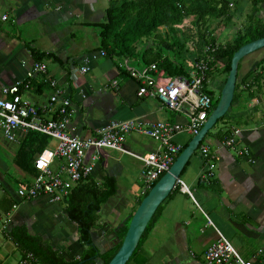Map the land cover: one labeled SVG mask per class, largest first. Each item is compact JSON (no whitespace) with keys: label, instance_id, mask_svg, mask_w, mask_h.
I'll use <instances>...</instances> for the list:
<instances>
[{"label":"crops","instance_id":"obj_1","mask_svg":"<svg viewBox=\"0 0 264 264\" xmlns=\"http://www.w3.org/2000/svg\"><path fill=\"white\" fill-rule=\"evenodd\" d=\"M95 1L0 0V18L7 15L6 21L0 20L2 23H10L15 27L17 24L39 22L28 42L18 44L15 41L16 44H7L3 48V63L5 60L7 63L11 61L12 67L6 71L0 70V86L10 85L24 77L26 70L34 62L28 48H35L57 58L55 61L44 62L48 76L65 88L71 99L74 113L70 127L75 134L81 137L91 136L110 121L185 123L187 119L184 115L174 114L161 107L157 99L138 97L137 82L117 69L115 64L118 65L119 61L114 63L105 56H97L88 63V73L82 75L78 72L86 57L100 52L96 50V45L88 41L89 28L100 22L104 15V11L96 8ZM107 2L108 0H102L101 5ZM261 17L264 19L262 14ZM216 42L223 44V39L218 38ZM21 51L27 53L29 60L12 64V60ZM194 53L195 51L191 54L192 58ZM263 58L264 50H258L240 61L239 86L236 100L229 108L231 112L226 113L225 119L211 130L203 142L216 154L214 177L209 183L199 180L205 164L198 151L195 152L180 175V180L189 193L176 185L161 204L156 222L140 250L144 264H204L202 254L217 239V232L230 242L244 260L264 264V75L258 86L250 77L261 71L258 63ZM100 59L104 61H99ZM247 76L249 77L242 82V78ZM222 78L219 77L218 87ZM251 82L255 84L248 89L241 87ZM35 84L39 88L25 96L46 115H54L56 107H48L52 89L42 81L41 75L36 77ZM208 91L211 92L209 89ZM32 96L36 98L33 99ZM233 128L240 129L237 145L249 151L250 160L219 147L223 133ZM25 136L26 134L18 133V146ZM189 137L187 133H180L174 138V142L183 146L190 140ZM50 144L48 142L45 148ZM123 147L130 153L147 155L157 149V143L147 137L131 134L126 136ZM89 155L90 151L87 157ZM12 164L17 168L13 160ZM141 168L142 164L127 154L110 149H104L100 153V160L91 179L100 185L105 176H111L117 184L116 194L101 206L98 226L94 229L100 233L96 236V242L100 246H106V249L110 250L116 245L117 234L134 213L138 200L143 195ZM1 169L0 219L10 213L7 232L14 227H25L29 234L40 236L49 242L52 249L65 260H77L84 247L79 243L76 224L63 213L65 202L51 204L44 198L21 200L17 190L21 185L30 184L32 178L17 168L26 176L12 179L16 185L14 188L5 180L9 168ZM114 198L118 200L114 203L113 210L107 212L105 219H102L100 215L103 206ZM13 205H16V209L12 210ZM52 211L60 213L57 222L53 224L51 217L45 216ZM207 219L212 225H208ZM10 245L17 251L5 234L2 235L0 260H3L5 249ZM260 249L263 250L262 254H258Z\"/></svg>","mask_w":264,"mask_h":264},{"label":"built area","instance_id":"obj_2","mask_svg":"<svg viewBox=\"0 0 264 264\" xmlns=\"http://www.w3.org/2000/svg\"><path fill=\"white\" fill-rule=\"evenodd\" d=\"M1 21L7 20L3 15ZM215 45H206L203 53L213 52L218 48ZM97 56L104 57L100 51L98 55H91L84 59L78 69L82 75L89 72V62ZM197 55H194L196 58ZM192 59L189 62L187 75L181 77H165L154 64L136 70L129 67L127 58L118 64V68L125 71L128 76L137 82V96L157 99L161 107L174 114L186 117L185 123L152 122L142 124L137 120L110 121L98 128L94 134L81 137L70 127L74 113L71 99L67 90L58 82L48 76L45 62H33L26 70L24 77L6 86H0V130L3 136L11 142L18 141V133L27 134L35 132L55 140L53 149L45 148L36 155L34 169L37 171L30 185H21L17 195L21 200L31 201L44 198L51 204H61L69 196L71 190L81 181L91 177L93 170L100 160V153L104 149L114 150L127 154L142 164L141 181L144 191L150 189L161 175L168 171L173 158L182 149L174 142L180 133H187L192 137L198 133L208 118V111L212 103V96L208 94L207 73L209 61L205 59ZM25 63H22L24 65ZM42 76V81L52 89L48 98V107H56L54 115H46L25 95L33 91L35 79ZM116 84V82H114ZM254 82L241 86L248 89ZM80 95L84 97L83 93ZM136 134L147 137L157 143V149L147 155H136L123 147L126 136ZM240 129L233 128L219 144L220 148L232 151L238 157L251 159L246 148H239L237 139ZM91 155L87 157V153ZM198 153L204 160V167L199 180L209 183L214 177V161L216 154L207 144L199 145ZM178 185L187 193L184 183L179 179ZM16 205L12 206V210ZM208 225H212L207 219ZM10 223L8 213L2 226L1 233L7 232ZM217 239L203 252L204 264H255L251 260H244L232 247L230 242L217 232ZM263 250H258L262 254ZM33 257L26 254L19 264H31Z\"/></svg>","mask_w":264,"mask_h":264},{"label":"trees","instance_id":"obj_3","mask_svg":"<svg viewBox=\"0 0 264 264\" xmlns=\"http://www.w3.org/2000/svg\"><path fill=\"white\" fill-rule=\"evenodd\" d=\"M250 3L251 10L247 15V25L242 29H238L230 41L225 44H218V48L213 52L204 54V47L206 45L213 46L216 42L213 35L205 29V25L208 20H220L225 24H229L233 20L230 0H108L102 20L93 24V27L97 29L99 38V45L96 50L103 51L105 58L112 60L114 63H117L114 61L115 59L138 58L142 67L154 64L159 71L164 73L165 77L174 78L187 75L186 66L188 67L190 60L193 59L191 54L194 52L192 44L188 41L191 39L193 46H196V48L193 47L197 55L196 58L209 61L210 71L207 73V79L212 75L214 68V70L221 69L223 78L220 92L230 70L233 54L241 46L264 37V19L261 17V14L264 16V0H250ZM189 17L193 18V24L197 28L196 34L191 35L189 39L181 38V26L185 19ZM161 28L166 29V37L168 36L170 43L166 41L165 37L162 38L159 35L158 31ZM150 38L158 40L159 45L164 49L172 51V57L163 56L151 46H147L141 52H138L137 45ZM26 46L28 48V45ZM28 51L34 62L57 60L53 54L42 53L35 48H28ZM187 55L188 57H186ZM239 65L240 62L232 104L236 100V92L239 86ZM115 66L118 69V65L115 64ZM258 67L261 71L254 77L250 76L257 84L256 86H258L264 75V58L258 63ZM118 70L128 76L122 69ZM252 73L250 74L252 75ZM248 77L242 78V82ZM33 84V91H36L39 86ZM206 92L212 96L211 107L208 111L209 116L215 109L219 97L214 100L213 93ZM225 116L226 114L216 122L212 129L223 121ZM211 130L208 131L200 145L210 135ZM229 132L230 130L225 131L222 138L226 137ZM48 142L49 138L45 135L27 132L18 146L13 162L17 168L26 172L32 180L37 174L34 169L35 157L47 146ZM188 142L174 156L173 161L187 146ZM156 182L151 185L150 189ZM150 189L143 192L137 206ZM116 192L117 184L113 177L105 176L100 185H97L89 177L75 186L65 199L63 213L76 224L79 243L84 247L77 260H65L57 251L52 249L49 242L43 240L40 236L29 234L25 227H14L5 233V237L13 243L21 259L26 254L33 257L31 264H98V261H101V264H108L121 245L131 217L127 219L123 228L117 234L119 243L103 254H99V251L92 246L90 233L98 226L101 206L108 202ZM160 209L161 205L153 214L136 249L125 264L145 263L140 255V250L156 222Z\"/></svg>","mask_w":264,"mask_h":264},{"label":"rangeland","instance_id":"obj_4","mask_svg":"<svg viewBox=\"0 0 264 264\" xmlns=\"http://www.w3.org/2000/svg\"><path fill=\"white\" fill-rule=\"evenodd\" d=\"M101 1L102 0H100L98 2L96 0L94 2V4H95L97 9H101L102 11H104L106 6H107V3H103V5H101ZM240 1L241 0H230V2H231L230 9H231L232 14H233V20L229 24H225L223 21H220V20H208L207 21V23L205 25V29H207V31L213 35V37L215 38V41L218 38L223 39V44H225L226 42H228L232 39L234 33L238 29H240V28L242 29V28H244V26L247 25V23H246L247 22V15L249 14V12L251 10V3H250V0H243L241 2ZM0 7H1V5H0ZM1 9H2V7H1ZM38 23H39L38 21H33L30 23H26L24 25H18L17 24V26L14 27L10 23H2L0 21V29L2 30V31L0 30V70L6 71L8 68L12 67L11 61H9L7 63L5 60L3 63V57H4L2 54L3 48L7 44H10V45L16 44L15 41L18 42V44H22L23 42H28L30 39V36L33 33H35L37 26H38ZM196 31H197V28L193 24V18L189 17V18L185 19L183 25L181 26L180 36H181V38L189 39V37L191 35L196 34ZM158 33L162 38L165 37L166 40H168V36L166 37V29L165 28H161L158 31ZM20 41H21V43H20ZM88 41L90 42V44H94V46L96 45V47H98L99 38H98L96 28H94V27L89 28ZM188 41L190 42V44H192L191 45L192 50L195 51L194 48H196V46H193L194 44L191 43V39ZM158 45H159L158 40L150 38V39L144 40L140 44H138L137 49H138V52H141L145 46H151L155 50H158L159 53L162 54L163 56L172 57V55H173L172 51L166 50L161 45H159V46ZM263 50H259V51H263ZM194 54L196 55V53H194ZM186 57H188V55ZM125 59H119V60L115 59L114 61L117 63H118V61H119V63H122V62H124ZM21 60H24L25 62L29 60L28 55L25 51H21L18 54V56H16L12 60V64H14V63L18 64L19 62H21ZM127 60L129 63V67H132L136 70H139L140 68H142V65H141L138 58H127ZM99 61H104V59H100ZM50 67H52V65H50ZM186 68H189V67L186 66ZM214 69L212 70V73H211L212 75L208 81V84H206V87H207V89H209L213 93V95L215 97L214 100H215L218 97H220L219 90L221 87V83H220V86L218 87V85H219L218 82L220 81L219 77L222 76V73H221V69H219V70H217V69L214 70ZM32 98L34 99L36 97L32 96ZM230 112H231V109L227 113L229 114ZM218 125L219 124H217L215 127H217ZM213 129H212V131H213ZM189 136H190L189 139H191L192 136L191 135H189ZM49 142L51 143L49 145V148L53 149L55 147L54 145H56V141L49 139ZM17 149H18V143L8 141L3 136V134L0 130V172H2L1 167L9 168V169H7L9 174L5 180L9 185H11V187H14V188H16V185H15V182L13 180L20 179L21 177L24 178V176H26L24 173L20 172V170L15 168L14 165L12 164V160H13L14 154L16 153ZM196 153H197V151H196ZM6 182H5V184H6ZM117 200H118V198H114L107 205L103 206V210H102V213L100 215L102 219H105V217L107 216V212L113 210L114 203L117 202ZM133 206H135V204H133ZM47 215H48V217H47ZM47 215H45L46 218L51 217L50 221L53 224V223L57 222L58 215H60V213L52 211L51 214H47ZM3 222H4V218L0 219V228H1ZM44 224L47 225L48 223H44ZM2 235L4 236V233L0 232V238H2ZM2 258H3V260H0V264H19L20 259H21L19 253L16 250H13V246H11V245L9 246V248L5 249V252H4Z\"/></svg>","mask_w":264,"mask_h":264},{"label":"water","instance_id":"obj_5","mask_svg":"<svg viewBox=\"0 0 264 264\" xmlns=\"http://www.w3.org/2000/svg\"><path fill=\"white\" fill-rule=\"evenodd\" d=\"M261 49H264V37L241 46L233 54L230 62V70L220 91V97L215 109L208 116L198 133L190 139L187 146L178 155L168 171L161 176L156 184L149 190L147 195L141 200L131 216L118 251L108 264H125L129 260L147 224L157 208L167 199L172 189L175 187V183L180 179L181 172L188 160L196 152L208 131L212 129L216 122L221 119L231 107L237 81L239 62L246 56ZM98 234H100L99 230L92 231L90 233V240L91 244L99 251V254H103L108 251L109 248L106 249V246H100L96 242V236ZM116 240V244H118L119 239L117 238ZM98 264H101V261H98Z\"/></svg>","mask_w":264,"mask_h":264}]
</instances>
